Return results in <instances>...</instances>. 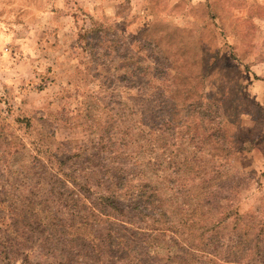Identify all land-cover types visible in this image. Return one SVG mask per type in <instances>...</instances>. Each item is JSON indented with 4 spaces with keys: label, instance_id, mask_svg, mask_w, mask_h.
Wrapping results in <instances>:
<instances>
[{
    "label": "rangeland",
    "instance_id": "obj_1",
    "mask_svg": "<svg viewBox=\"0 0 264 264\" xmlns=\"http://www.w3.org/2000/svg\"><path fill=\"white\" fill-rule=\"evenodd\" d=\"M0 264H264V0H0Z\"/></svg>",
    "mask_w": 264,
    "mask_h": 264
},
{
    "label": "trees",
    "instance_id": "obj_2",
    "mask_svg": "<svg viewBox=\"0 0 264 264\" xmlns=\"http://www.w3.org/2000/svg\"><path fill=\"white\" fill-rule=\"evenodd\" d=\"M106 157L101 158V162L98 163V169L96 171L98 177L95 180V184L97 186H101L104 188V192L100 194L97 198L98 201L92 202L91 200V207L92 209L96 210L99 214L107 215L109 213H121V208L123 207V199L125 198V191L128 189V180H127V174L123 171L122 168H119L117 165H107L106 163L103 165L104 160ZM103 161V162H102ZM123 163V161H120V163ZM162 181H160V185H154L150 186L147 183H143V181L139 182L136 187V198L134 199L132 205L133 209H135L139 214L145 210L149 205H155L156 208L158 205H156L157 196L158 193L161 192V190H165L166 192L170 193V195L176 198L178 194L185 195L186 193V186L184 183H181L180 185L175 187V190L172 187H167L165 183H167V177L163 176L161 177ZM170 180L168 179V182ZM101 182H105L104 184ZM165 182V183H164ZM126 189L124 187L126 186ZM176 184V183H175ZM205 187H208L209 183L207 181H203ZM165 186V188L163 187ZM82 189L84 194L90 191L87 184H82L78 186L79 189ZM189 191V189H188ZM123 195V197H122ZM85 199H87V196H83ZM159 197V196H158ZM184 203V202H183ZM182 203V204H183ZM186 204V203H185ZM205 205L208 207V209H212L213 205L210 203V200L205 201ZM229 207L226 208L227 212L222 213L223 217L220 221L233 219L234 225H238L237 223L241 220L240 214L238 213L237 208H233L230 203L228 204ZM231 206V207H230ZM153 207V206H152ZM153 207V208H154ZM160 207V206H159ZM176 208V207H175ZM185 208L189 209L188 205L186 204ZM142 209V210H141ZM177 210V209H176ZM121 216H124L123 214ZM252 219V216L250 217ZM246 228L253 229L255 224L250 220V223H245ZM214 227L212 228V230ZM249 234V233H246ZM253 234V233H250ZM247 237L244 234V238ZM248 238V237H247Z\"/></svg>",
    "mask_w": 264,
    "mask_h": 264
}]
</instances>
